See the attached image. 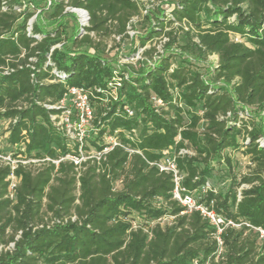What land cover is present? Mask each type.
<instances>
[{"label":"trees","instance_id":"1","mask_svg":"<svg viewBox=\"0 0 264 264\" xmlns=\"http://www.w3.org/2000/svg\"><path fill=\"white\" fill-rule=\"evenodd\" d=\"M20 5L0 0V125L8 124L10 148L0 154L15 155L22 146L18 153L38 162L18 163L13 199L12 168L0 163V264H264V120L242 118L246 109L264 112V0L174 2L171 14L157 18L140 45L164 36L171 49L177 37L166 29L179 23L189 27L181 46L188 58L181 54L173 68L177 55L166 52L123 79L117 100L93 99L97 135L90 146L101 151L104 134L119 131V141L136 152L116 147L100 162L79 166L64 160L79 158L78 148L56 130V111L46 105L59 103L72 87H107L115 68L107 63L104 39L128 38L139 5L61 0L55 6L52 19L67 8L85 10L86 29L99 42L89 35L70 40L62 26L31 27L35 12H19ZM68 41L74 48L65 46ZM211 56L218 57V67L202 73L199 63ZM185 142L195 155L178 160L184 186L195 194L209 183L202 202L240 225L225 229L226 252L218 261L216 229L199 212L182 215L172 177L152 166ZM227 151L245 154L252 172L238 173ZM217 166L225 167L223 178L230 181L226 192L213 183ZM243 185L249 188L239 191ZM165 217H175L172 225L154 224Z\"/></svg>","mask_w":264,"mask_h":264},{"label":"built area","instance_id":"2","mask_svg":"<svg viewBox=\"0 0 264 264\" xmlns=\"http://www.w3.org/2000/svg\"><path fill=\"white\" fill-rule=\"evenodd\" d=\"M83 14H88L85 10L78 9ZM89 15V14H88ZM123 79L127 80L128 76L122 74L121 71L114 69V77L111 82L108 83L106 88L95 87V88H83V87H72L69 89L68 93L60 100L59 103L51 106H47L51 110H55L56 113L52 115L51 120L56 128V130L62 134L68 141L69 145L76 146L80 157L68 156L64 160L73 161L76 165H81L82 161L87 160H97L100 162L105 159L106 156L114 150L116 147H122L130 153H135L136 151L130 150L125 147L118 139L116 131L114 134L105 133L100 144L103 146L101 151L96 150L90 146V139L97 135V129L95 128L96 120V110L93 99L102 95L103 100L107 102L109 98L117 100L118 91L123 86ZM157 107L163 106L162 101L153 99ZM126 115L129 118L135 116V111L131 108L126 110ZM248 113L242 115V118L247 119ZM182 141L181 137L178 138ZM89 147V150L85 148ZM24 152V147H16ZM18 150L14 153L17 157H14L12 153L0 154V163L9 165L12 168V174L9 177L10 181V197L13 199L15 196V191L18 187L19 180L14 174L18 163L27 165L29 163H37V160H25L22 155H20ZM139 153V152H138ZM195 152L190 147L188 142H185V147L177 150H170L164 154V157L157 163L152 164L156 166L161 173H165L172 177V181L175 185L173 192V198L177 200L182 207L185 208L182 215L190 214L193 212H199L205 219H207L211 225L216 229L214 238L218 244V250L216 252L215 260L218 261L223 258L226 252L224 241L222 239V234L228 227H240V225L235 224L233 221L228 220L218 214L213 209V203L211 206L202 202L203 194L211 190L209 183L205 185L202 189L201 195L199 193L190 194L186 187L184 186V175L178 166L179 158L186 156H194ZM48 161H50L48 159ZM55 164H59L60 161H52ZM241 198V195H240ZM175 217H165L156 221L154 224H160L164 227L167 223L172 225ZM167 222V223H165ZM260 238L264 240V231L260 230ZM194 264H199L195 262ZM206 264H210L207 262Z\"/></svg>","mask_w":264,"mask_h":264},{"label":"rangeland","instance_id":"3","mask_svg":"<svg viewBox=\"0 0 264 264\" xmlns=\"http://www.w3.org/2000/svg\"><path fill=\"white\" fill-rule=\"evenodd\" d=\"M21 3L19 12L25 11V9L31 8L35 15L30 19L29 25L33 27L37 24L43 30H52L55 27L62 26L67 30V37L71 40L77 38L82 40L85 36L89 35L95 42H99V37L95 33L88 32L86 28L90 27V17L86 13L80 12L78 9L67 8L62 17L58 19L50 18L55 6L61 0H18ZM68 1V0H66ZM140 8V15L134 17L131 20L128 38H120L118 36H112L111 38L104 39L105 57L107 63L113 66L115 69L121 71L122 74L129 76L133 70L139 71L144 65H152V62L159 56L164 55L166 52L177 55L175 62L173 61L172 67L176 66V62L180 61L184 53L181 50L183 45V32L189 31V27L176 23L172 28L166 29V31L174 29L175 36L177 37V44L173 45L171 49L166 48V44L169 39L162 36L156 39L147 41L145 46H141L142 38L147 36L148 30L155 25L157 18L168 17L171 14L173 3L177 0H135ZM197 41V40H196ZM68 48H74V44L68 41L66 45ZM56 48H62V45H58ZM82 51H90L87 47L82 46ZM149 53V54H148ZM188 58L187 55H184ZM177 60V61H176ZM218 67V57L211 56L207 63H199V70L202 73L213 72ZM214 73V72H213ZM207 78H212V74ZM217 86H222L221 82H217ZM248 115L252 116L257 122H263L264 112H258L255 109H246ZM8 124L0 125V150L2 152H9L10 148L5 142L6 132ZM206 124L203 122L199 127V131L203 134ZM19 151V149H17ZM16 150V151H17ZM227 156H230L233 160V165L241 175H246L252 172L254 166L250 159L242 152L231 153L226 152ZM218 171L215 172L213 183L216 185L217 190L226 192L230 181H225L223 175L226 174L224 166H217ZM225 181V182H224ZM117 189L121 188V184H117ZM249 188L247 185H243L242 189ZM198 192V195H201ZM51 215L45 217L46 221H50ZM167 223V222H165Z\"/></svg>","mask_w":264,"mask_h":264}]
</instances>
